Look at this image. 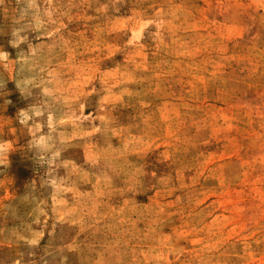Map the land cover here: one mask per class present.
I'll return each instance as SVG.
<instances>
[{
  "label": "rangeland",
  "instance_id": "rangeland-1",
  "mask_svg": "<svg viewBox=\"0 0 264 264\" xmlns=\"http://www.w3.org/2000/svg\"><path fill=\"white\" fill-rule=\"evenodd\" d=\"M0 264H264V0H0Z\"/></svg>",
  "mask_w": 264,
  "mask_h": 264
}]
</instances>
